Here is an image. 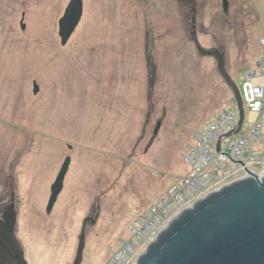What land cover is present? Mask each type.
Returning <instances> with one entry per match:
<instances>
[{
	"label": "rangeland",
	"instance_id": "374dc122",
	"mask_svg": "<svg viewBox=\"0 0 264 264\" xmlns=\"http://www.w3.org/2000/svg\"><path fill=\"white\" fill-rule=\"evenodd\" d=\"M227 2L83 0L62 45L69 0H0V198L13 194L28 264H73L87 219L81 264H106L131 222L190 171L195 134L233 98L191 40L192 18L238 87L261 53L264 0Z\"/></svg>",
	"mask_w": 264,
	"mask_h": 264
},
{
	"label": "water",
	"instance_id": "95a60500",
	"mask_svg": "<svg viewBox=\"0 0 264 264\" xmlns=\"http://www.w3.org/2000/svg\"><path fill=\"white\" fill-rule=\"evenodd\" d=\"M222 2L227 11V0ZM82 15L83 0H69L58 22L62 45L68 42ZM21 28H25L23 22ZM190 36L201 56L214 57L219 74L230 87L239 109V131L244 107L238 85L226 69L224 50L201 46L195 18H192ZM37 90L35 85L34 92ZM70 162V157H66L50 187L47 213L63 189ZM87 221L83 223L73 264H81L83 259ZM15 229L16 212L11 208L0 219L1 253L11 264H28ZM135 264H264V178L253 175L233 182L183 210L138 256Z\"/></svg>",
	"mask_w": 264,
	"mask_h": 264
},
{
	"label": "built area",
	"instance_id": "2783aa9c",
	"mask_svg": "<svg viewBox=\"0 0 264 264\" xmlns=\"http://www.w3.org/2000/svg\"><path fill=\"white\" fill-rule=\"evenodd\" d=\"M260 46L259 58L244 72L238 87L244 107L240 130L239 109L233 97L195 134L194 144L185 156L190 171L131 222L129 237L119 241L116 249L109 248L106 264H135L183 210L233 182L253 175L264 178V37Z\"/></svg>",
	"mask_w": 264,
	"mask_h": 264
},
{
	"label": "flooded vegetation",
	"instance_id": "af4514ba",
	"mask_svg": "<svg viewBox=\"0 0 264 264\" xmlns=\"http://www.w3.org/2000/svg\"><path fill=\"white\" fill-rule=\"evenodd\" d=\"M194 2V1H193ZM194 4V3H193ZM194 10V9H193ZM221 49V48H220ZM13 208L14 211L16 212V207H15V202H14V197L13 194L11 195L10 199H5V198H0V219L4 218V215H6L9 210ZM17 219V216H16ZM91 221H93L94 219H92L90 217ZM16 234V233H15ZM17 238V237H16ZM18 241V240H17ZM18 244L19 241H18ZM21 246V245H20ZM22 248V246H21ZM23 249V248H22ZM1 246H0V264H11L9 259L7 257H5L2 253H1ZM5 254V253H4Z\"/></svg>",
	"mask_w": 264,
	"mask_h": 264
},
{
	"label": "crops",
	"instance_id": "0c3cea01",
	"mask_svg": "<svg viewBox=\"0 0 264 264\" xmlns=\"http://www.w3.org/2000/svg\"><path fill=\"white\" fill-rule=\"evenodd\" d=\"M191 54V53H190ZM191 55H194L193 53ZM194 56H190V58H193ZM135 61V60H134ZM136 71H134L135 73ZM129 74L131 75V72H129ZM114 88V87H113Z\"/></svg>",
	"mask_w": 264,
	"mask_h": 264
}]
</instances>
